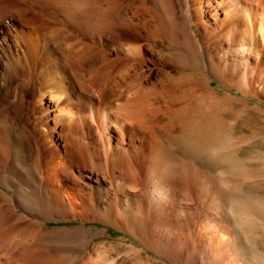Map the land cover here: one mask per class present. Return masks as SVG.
<instances>
[{"label":"bare ground","instance_id":"obj_1","mask_svg":"<svg viewBox=\"0 0 264 264\" xmlns=\"http://www.w3.org/2000/svg\"><path fill=\"white\" fill-rule=\"evenodd\" d=\"M260 91L264 0H0V264L39 262L56 231L34 212L78 206L140 235L159 221L179 258L206 239L223 264H248L227 193L171 144L231 163L225 115ZM193 177L201 214L187 253Z\"/></svg>","mask_w":264,"mask_h":264},{"label":"rangeland","instance_id":"obj_2","mask_svg":"<svg viewBox=\"0 0 264 264\" xmlns=\"http://www.w3.org/2000/svg\"><path fill=\"white\" fill-rule=\"evenodd\" d=\"M212 84L221 94L230 91L239 98L243 97L242 93L234 87H224L216 81H212ZM245 99L249 107L245 113L236 117L234 113L225 115V120L234 119V121L231 134L221 142L219 148L222 144L224 146L226 141L234 144V158L231 163L224 161L217 163L221 157L220 153L214 157L205 153H202L203 157H200L201 154L198 157L199 154L195 153V155L194 152L189 151L190 149H185L183 153L182 145L176 144L180 143L177 138L176 142H173L174 137L168 138V135L163 134L162 139L164 141L172 139L171 145L174 149L176 147L179 152L175 150L179 154L182 156L184 154L185 158L190 157L187 159L191 160V164L199 170L207 171L219 181L221 189L227 193L228 200L225 203L227 219L238 234L237 243L241 247L244 246L248 264H264V91L246 96ZM250 107H257L260 110L254 111ZM171 135L175 136V134ZM190 185L191 187L184 195L189 211L181 217L185 220L183 223L186 224V228L188 227L187 231L188 229L190 231L180 235L183 242L190 235L191 230L195 232V222L201 214V203L198 202L200 200L197 196L199 183L196 177L192 178ZM10 192L13 193L12 190ZM245 200L254 203L256 213L244 211ZM81 211V207L78 206L74 209L73 215L61 209L42 215L38 211L34 212L32 220L39 221L43 229L57 233L45 236L39 241L42 252L39 262L37 260H28L24 263L12 261L10 264H35L36 261V264H90L88 259H92L95 264H223L222 259L215 258L216 245H208L206 239L200 245L205 247L198 249L195 259H188L187 254H185L186 257L184 255V258L182 256L179 258L172 249L173 241H170L171 239L163 232V225L157 220L148 222L145 225L144 234L140 235L138 229L130 224L107 223L92 214ZM63 229L71 233L68 236L60 234L58 231ZM192 236H194L193 233ZM188 240L190 239H187L186 245L182 242V248L185 250L187 247V253L192 248L188 245L191 244Z\"/></svg>","mask_w":264,"mask_h":264}]
</instances>
